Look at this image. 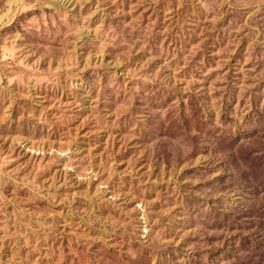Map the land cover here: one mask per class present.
<instances>
[{"label": "rangeland", "instance_id": "1", "mask_svg": "<svg viewBox=\"0 0 264 264\" xmlns=\"http://www.w3.org/2000/svg\"><path fill=\"white\" fill-rule=\"evenodd\" d=\"M0 264H264V0H0Z\"/></svg>", "mask_w": 264, "mask_h": 264}]
</instances>
